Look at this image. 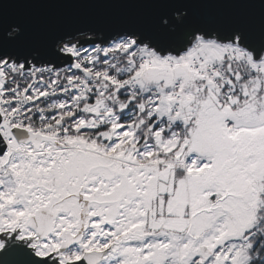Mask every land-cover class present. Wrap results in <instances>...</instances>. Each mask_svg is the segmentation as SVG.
<instances>
[{
  "label": "snow or ice",
  "instance_id": "6c2138e0",
  "mask_svg": "<svg viewBox=\"0 0 264 264\" xmlns=\"http://www.w3.org/2000/svg\"><path fill=\"white\" fill-rule=\"evenodd\" d=\"M0 264H264V0H0Z\"/></svg>",
  "mask_w": 264,
  "mask_h": 264
},
{
  "label": "water",
  "instance_id": "95a60500",
  "mask_svg": "<svg viewBox=\"0 0 264 264\" xmlns=\"http://www.w3.org/2000/svg\"><path fill=\"white\" fill-rule=\"evenodd\" d=\"M13 7H16V6H13ZM41 11H46V12H55L56 9L55 8H44V9H41Z\"/></svg>",
  "mask_w": 264,
  "mask_h": 264
}]
</instances>
